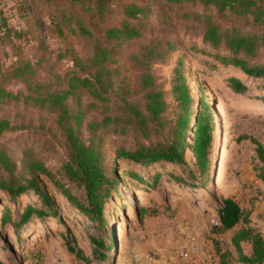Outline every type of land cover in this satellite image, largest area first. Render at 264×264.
I'll list each match as a JSON object with an SVG mask.
<instances>
[{
	"label": "rangeland",
	"instance_id": "obj_1",
	"mask_svg": "<svg viewBox=\"0 0 264 264\" xmlns=\"http://www.w3.org/2000/svg\"><path fill=\"white\" fill-rule=\"evenodd\" d=\"M151 4L153 7L145 17L148 20L145 31L166 35L172 42L167 59L153 65L162 77L160 82L168 90L173 67L181 64L192 100L207 102L212 113L208 170L200 172L189 147L184 152L185 163L181 164L157 161L145 166L118 157L119 148H131L138 140H145L138 126L125 119L119 122L124 124V130L107 131L103 138L104 164L110 174V168L115 167L116 175L111 176L114 183L104 199L102 217L95 212H82L64 196L53 179L32 171L29 166L31 162H40L56 179L63 180L61 165L68 159L66 128L56 123L54 112L45 106L22 97L4 99L0 101V120L6 119L9 125L0 128V152L9 157L14 178L35 175L40 191L25 190L14 197L0 189V215L6 211L12 218H18L26 204L41 201V192L50 196L54 208L44 217L34 218L18 238L11 224L0 221V263L181 264L173 249L188 244V236L193 233L196 239L190 245L194 261L204 255L207 264H240L234 260L237 250L230 236L244 223L220 230L215 222L216 202L229 195L245 211L255 213L254 223L258 226L254 227L264 234V179L257 176L254 143L247 137L264 143V77L242 74L233 65L224 63L220 55L227 53L225 48L204 43L201 31L188 25L191 23L188 17L172 8L167 11L168 6L161 1ZM65 7L72 8L75 18L64 20L60 32L53 25L51 15L54 18V11ZM111 8L110 21L118 22L122 8L116 3ZM80 9L81 6L67 0H0V14L22 30L19 36L0 38V60L11 67L20 58L30 59L35 69L29 71L34 92L39 90L36 82L44 83L46 91L63 86L61 76L72 66V59L89 56L93 44L100 41L102 30L97 31L93 21L84 19ZM75 19L84 23L90 33L73 30L77 27ZM140 47L141 41H125L116 52V60L109 64L112 70L107 76L111 74L115 84L121 81L129 86L134 82L133 87L129 86L130 98L143 107L137 81L145 59L134 56ZM258 58L263 59L264 55ZM230 74L243 80L248 88L234 91L228 85ZM0 84L13 91L26 90L21 79H10L5 74H0ZM167 100L170 104L162 113L163 124L157 125L156 120L148 122L154 139L171 134L177 103L170 96ZM186 136L189 138V133ZM9 176V171L0 164V179ZM72 192L85 201L83 187L72 185ZM65 236L73 237L70 244L81 248L82 254L90 258L89 263L68 250ZM91 236L105 240L101 250L105 256L101 259ZM244 249L250 250L246 244Z\"/></svg>",
	"mask_w": 264,
	"mask_h": 264
},
{
	"label": "trees",
	"instance_id": "obj_2",
	"mask_svg": "<svg viewBox=\"0 0 264 264\" xmlns=\"http://www.w3.org/2000/svg\"><path fill=\"white\" fill-rule=\"evenodd\" d=\"M67 1L72 5L81 6L84 19H88L90 23L93 21L95 29L102 30V34L100 41L95 46L93 44L89 56L85 58L77 56L72 59V66L61 76L64 80L63 86L46 91L43 88L44 83L36 82L39 90L34 92L31 89L29 71L35 72V69L30 59L20 58L11 67L6 66L4 60H0V74H5L10 79H21L26 86V90L13 91L0 84V101L20 97L32 100L35 104L45 106L54 112L56 123L66 128L68 159L61 165L63 180L56 179L40 162H31L29 164L31 170H37L53 179L57 188H60L64 196L80 211L95 212L97 216L102 217L104 199L114 183L111 176L116 175L115 167L110 168V174L104 164L103 138L107 131L124 130V124L119 122L127 119L134 126H138L141 137L145 140H138L131 148H119L118 157L145 166L157 161L181 164L185 163L184 152L189 147L200 172L207 171L213 129L209 105L202 99L196 103L192 100L191 89L181 64L173 67L169 80L170 88L168 90L164 88L160 82L162 77L156 73L158 71L153 65L167 59L172 42L166 35L158 36L145 31L148 24L145 17L153 7L151 3L161 1L168 6L167 11L172 8L174 12L188 17L191 20L188 25L201 31L204 43L213 47L223 46L227 53L221 54L220 58L224 63L233 65L242 74L264 77V58H258L261 54L264 55V0ZM115 3L122 8L118 22L110 21L113 15L111 6ZM54 12L56 13L54 18L51 15L53 25L60 32L64 20L68 22L75 18L71 7L56 9ZM75 20L77 27H73V30L90 33L83 26L84 23L81 24L79 19ZM21 31L19 27L8 22L6 15L0 14V38L6 35L19 36ZM93 40L95 43L96 39ZM127 40L141 41L142 47L135 51L134 56L137 58L141 55L145 59L137 81L143 107L130 98L129 86L133 87L134 82L129 86L121 81L115 84L113 76L111 74L107 76V72L112 70L109 64L116 60L118 48H122ZM155 44H161L162 47H155ZM3 67L10 69L3 71ZM228 85L237 92L248 88L246 83L234 74L228 76ZM167 96L176 101L177 107L174 111L177 116L171 134H167L166 138L154 139L153 132L148 129V122L156 120L157 125L163 124L162 113L170 104ZM5 125H9L8 121L1 119L0 128ZM187 133L189 138L186 136ZM247 137L254 143L257 176L264 179V143L252 136ZM0 164L10 175L8 179H0V189L7 190L14 197L25 190L40 191L35 175L24 179L14 178L12 168L9 169L11 161L3 152H0ZM139 178L145 181L143 177ZM72 185L83 187L85 201L80 200L72 192ZM53 208V200L46 192H41V201L26 204L18 218L14 219L9 212L4 211L0 215V221L2 224H11L18 238L20 231L28 227L34 218L44 217ZM216 211L220 230L235 227L241 221L246 224L236 228L231 234V241L237 250V259L245 264H264V234L249 224V213L233 196H224L221 201H217ZM65 238L68 250L89 263L90 258L82 254L81 248L70 244V241L74 240L73 237ZM91 240L97 249V256L103 258L105 253L101 250L104 249L105 240L92 236ZM242 241L250 243L249 254L243 251Z\"/></svg>",
	"mask_w": 264,
	"mask_h": 264
},
{
	"label": "built area",
	"instance_id": "obj_3",
	"mask_svg": "<svg viewBox=\"0 0 264 264\" xmlns=\"http://www.w3.org/2000/svg\"><path fill=\"white\" fill-rule=\"evenodd\" d=\"M215 222L219 224V219L217 218ZM195 239L196 235L191 233L188 236V244H180L177 245L176 248H174V254L181 264H194V257L191 252L192 245L190 244H193Z\"/></svg>",
	"mask_w": 264,
	"mask_h": 264
},
{
	"label": "crops",
	"instance_id": "obj_4",
	"mask_svg": "<svg viewBox=\"0 0 264 264\" xmlns=\"http://www.w3.org/2000/svg\"><path fill=\"white\" fill-rule=\"evenodd\" d=\"M256 181H258V179L256 180ZM229 196H231V195H229ZM238 201V200H237ZM240 204V203H239ZM241 205V204H240ZM248 212V211H247ZM249 213V219L251 220V219H253V222H252V220L251 221H249V223H250V225H253V226H258V223H254V216H255V213L254 212H248ZM217 218H218V214H217ZM244 225H246L245 223H244ZM231 229V228H230ZM226 230H228V229H226ZM232 234V233H231ZM230 241H231V236H230ZM231 243H232V241H231ZM248 245V247H249V251H246L245 249H244V245ZM232 245H233V243H232ZM241 245H242V247H243V251L245 252V253H247V254H249L250 252H251V245H250V243L249 242H247V241H242L241 242ZM234 246V245H233ZM174 250V249H173ZM196 260L194 261V264H207L208 262L205 260L206 259V256H204V255H202V256H198V257H196L195 258ZM234 260H236L238 263H243V264H245L244 262H242V261H240V260H238L237 259V255H236V259H234Z\"/></svg>",
	"mask_w": 264,
	"mask_h": 264
},
{
	"label": "bare ground",
	"instance_id": "obj_5",
	"mask_svg": "<svg viewBox=\"0 0 264 264\" xmlns=\"http://www.w3.org/2000/svg\"><path fill=\"white\" fill-rule=\"evenodd\" d=\"M216 149H214V151H215ZM214 153V155H213V158L215 157V152H213ZM216 159V158H215Z\"/></svg>",
	"mask_w": 264,
	"mask_h": 264
},
{
	"label": "water",
	"instance_id": "obj_6",
	"mask_svg": "<svg viewBox=\"0 0 264 264\" xmlns=\"http://www.w3.org/2000/svg\"><path fill=\"white\" fill-rule=\"evenodd\" d=\"M215 161H217V158H216V160Z\"/></svg>",
	"mask_w": 264,
	"mask_h": 264
}]
</instances>
